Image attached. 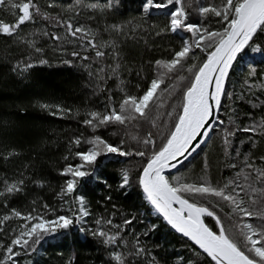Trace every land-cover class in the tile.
<instances>
[{
    "label": "trees",
    "instance_id": "16d2710c",
    "mask_svg": "<svg viewBox=\"0 0 264 264\" xmlns=\"http://www.w3.org/2000/svg\"><path fill=\"white\" fill-rule=\"evenodd\" d=\"M34 2L49 19L36 17L35 23L22 25L18 35H0V191H4L6 183L23 180L21 191L0 196V220L11 217L3 221L0 244L7 247L25 223H35L22 218L29 213L48 220L67 216L74 220L68 229L43 237L27 251L14 248L21 252L15 257L18 264H118L113 252L123 253L125 264H150L153 258L156 264H214L190 242L173 233L154 213L139 183L153 150L142 140L152 132L157 147L164 142L182 110L183 92L207 56L205 51L193 47L178 71L167 72L157 65V61H170L185 42L195 41L187 31L171 30L170 13L176 6L145 12V0H114L110 10L101 11L87 5L103 6L107 0ZM200 2L206 6L220 4L221 0ZM195 8L194 3L188 8L186 23L210 30L222 29L219 18L204 17ZM14 12L19 14L10 4L0 6V20L14 22ZM57 19L71 21L74 26L83 25L91 34L72 37L62 23L57 24ZM113 24L122 25V31L112 30ZM56 36L60 39H55ZM93 36L103 45L100 49L105 53L103 57H96V50L87 43ZM252 43L264 51V32L258 31ZM74 52L79 55L74 56ZM158 76H163L165 83L154 102L155 127L147 121L126 126L109 123L95 128L84 123L91 112L118 109L125 95H142ZM224 93L219 112L224 123L216 124L208 143L191 161L167 176L170 183H208L214 187H223L234 179L243 183L245 157L264 167L260 160L264 156V135L238 130L264 122V54L246 48L231 70ZM225 130L235 132L229 137V145L224 143ZM97 136L133 154L102 152L95 164L88 166L91 175L79 180L76 191L61 195L66 181L72 179L70 174L63 175V170L68 165L83 163L76 153L91 149L93 145L87 141ZM76 138H80V145L73 143ZM137 150L146 155H135ZM125 173L129 183L121 187ZM238 173H241L239 178ZM184 195L205 206L218 203L219 208L214 210L228 234L237 239L233 225L240 216L232 213L227 202L216 197ZM78 197L83 198V207L90 213L81 221H76L81 215ZM13 210L22 216H13ZM109 219L112 225L123 226L116 245H107L102 237L92 234L98 230L116 233L118 229L105 223ZM97 220L102 222L97 224ZM125 220L132 223L124 225ZM204 221L218 233L214 218L205 217ZM137 241L145 253L129 255L135 251ZM4 254L0 248V258Z\"/></svg>",
    "mask_w": 264,
    "mask_h": 264
},
{
    "label": "snow or ice",
    "instance_id": "6c2138e0",
    "mask_svg": "<svg viewBox=\"0 0 264 264\" xmlns=\"http://www.w3.org/2000/svg\"><path fill=\"white\" fill-rule=\"evenodd\" d=\"M192 3L196 5L195 11L202 16L211 15L219 18V22L223 25L222 29L210 30L198 24L186 23L189 16L188 8L191 7ZM8 4L13 9H18L19 14L13 13L15 20L12 23L0 20V35H18L21 26L26 23H35L36 17L50 18L48 14L41 13L39 5L34 0H0V6ZM171 5L176 6L170 13L171 30L173 32L177 30L187 31L193 34L195 41L194 44L185 42L184 47L176 51L170 61H157V65L163 67L167 72L178 71L183 67L182 62L188 58L193 47L205 51L207 56L202 65L196 69L190 84L183 92L182 110L172 122L164 142L157 147L155 139L152 138V132H148L146 138L142 140L144 145L151 146L153 150L143 167L139 183L146 194V199L156 212L162 215L173 229L193 241L215 264H264V167H258L254 161L245 157L244 168L242 169L244 182L241 183L239 179H234L228 181L223 187H214L208 183L177 182L174 185L164 175L165 169L176 168L191 156L208 138L209 133L214 131L216 123H224L222 120H217L216 113L220 109L221 98L225 94L224 82L237 56L246 48H250L253 53L264 54L259 45L252 43L258 31L264 32V0H221L220 4H208L206 6L202 5L200 0H191V3L189 0H164V2L159 3L156 0H145L143 10L147 12L150 9H165ZM113 6L114 0H107L103 6L87 5L91 9L99 8L101 11L110 10ZM48 7H52V5L49 4ZM56 22L57 24L62 23L68 35L72 37H77L78 34L87 37L91 34L90 30L83 25L74 26L71 21L61 22L58 19ZM111 28L120 32L123 26L113 24ZM54 38L60 39L59 36ZM87 43L96 50V57L105 55L100 50L103 45L98 44L94 36ZM213 45L214 47H212ZM210 47L212 48L211 51L208 50ZM73 55L77 56L79 53L74 52ZM28 66L30 67V65ZM117 67L119 66L117 65ZM100 71L102 72L103 69ZM188 71L191 72L192 69L189 68ZM113 72L115 73V69ZM251 74H255L254 67ZM164 83L163 76H158L150 81L142 95H125L118 109L111 108L106 113L91 112L89 113L90 118L84 123L95 128L109 123L126 126L132 122L147 121L155 127L152 111L155 107L154 102L158 100L162 91L161 85ZM43 107L47 108L48 106L43 105ZM168 115L171 116V113ZM238 130L264 135V122ZM233 135L235 132L225 130L224 143L226 145L231 143L229 137ZM73 143L80 145V138L74 139ZM87 143L93 147L88 151L76 153V156L83 163L75 166L68 165L63 170L62 174H70L72 179L66 181L61 195L76 191L79 180L91 175L88 166L95 164L102 152L121 156L133 154L130 151H123L120 146L107 143L98 136L88 140ZM101 145L103 146L102 149L99 148ZM135 155L144 157L146 153L137 150ZM260 160L264 162V156L260 157ZM231 166L236 167L235 164ZM240 176L241 173H238L237 177ZM128 183L129 177L125 173L121 187ZM21 185H23V180L11 184L6 183L4 191H0V196L21 191ZM185 193L192 197L204 199L216 197L227 202L231 206L232 213H237L240 216V220L233 225L237 230V239L228 234L224 222L214 210V208H219L218 203L215 206H205L195 199L186 198ZM78 199L81 203L79 209L81 215L76 217V221H81L90 213L83 207V198L78 197ZM47 207L45 205V208ZM220 211L223 209L220 208ZM12 215L15 217L22 216L20 212L15 210H13ZM205 216L215 219L218 233L212 231L204 223L203 217ZM10 218V216H4L0 220V232L4 231L3 221ZM22 218L28 222L35 221V223H25L7 247L0 244V248H3L5 253L0 258V264H18L15 257L20 256L21 252L19 250L14 251V248L18 246L27 251L31 249L33 244H38L43 237L54 235L58 230L68 229L74 223L73 218L67 216L48 220L41 215L29 213ZM251 220H259L260 223L254 224L250 222ZM101 222V220H97V224ZM105 223L112 225V220L109 219ZM131 223V220L124 221V225ZM112 226L118 229L116 233L98 230L92 234L102 237L103 242L107 245H116L120 239V232L123 231V226ZM138 245L139 242L137 241L135 251L129 255L141 256L145 253V249ZM112 256L118 264H125L126 257L123 253L113 252ZM150 264H156L154 258Z\"/></svg>",
    "mask_w": 264,
    "mask_h": 264
},
{
    "label": "water",
    "instance_id": "95a60500",
    "mask_svg": "<svg viewBox=\"0 0 264 264\" xmlns=\"http://www.w3.org/2000/svg\"><path fill=\"white\" fill-rule=\"evenodd\" d=\"M241 54V53H240ZM239 54V55H240ZM238 55V56H239ZM238 56H237V58H238ZM237 60V59H236ZM236 60L233 62V64H232V67H231V69L229 70V73H228V76H227V78H226V80H225V82H224V92H225V88H226V83H227V80H228V77H229V75H230V73H231V70H232V68H233V66H234V64H235V62H236ZM222 99H223V96H222V98H221V103H222ZM220 107H221V105H220ZM219 112H220V109H219V111L216 113V118H217V120L218 121H220V119H219ZM217 124V123H216ZM216 124L214 125V127L216 126ZM211 135H212V132L211 133H209V136H208V138L207 139H205V141H204V143L203 144H201L200 145V147L195 151V152H193L192 153V155L191 156H189L186 160H184L183 161V163L182 164H179L176 168H170V169H165V172H164V175L165 176H168L169 174H172V173H175V172H177L178 170H180L181 169V167L184 165V164H186L187 162H189V161H191L192 160V158H194L198 153H199V151L208 143V141H209V139H210V137H211ZM199 139V138H198ZM142 174V173H141ZM141 189H142V186H141ZM142 191H143V189H142ZM144 193V192H143ZM144 196L146 197V194L144 193ZM148 201V200H147ZM151 205V204H150ZM151 207L153 208V210H154V213L155 214H157L167 225H168V227L170 228V230L173 232V233H175V234H177L178 236H180L181 238H183V239H185L186 241H188V242H190V244H192L195 248H197L200 252H202L203 254H205L211 261H212V259L206 254V253H204L203 252V250H201L197 245H195L194 244V242L193 241H191L189 238H187V237H185L182 233H179V232H177L175 229H173L172 227H171V225H169L167 222H166V220L162 217V215H160V214H158L157 212H156V210L154 209V207L151 205ZM205 217H207V216H205ZM205 217H203V219L205 218ZM213 218V217H212ZM204 223H205V221H204ZM214 264H215V262L214 261H212Z\"/></svg>",
    "mask_w": 264,
    "mask_h": 264
}]
</instances>
